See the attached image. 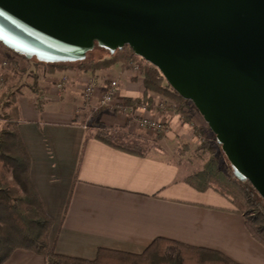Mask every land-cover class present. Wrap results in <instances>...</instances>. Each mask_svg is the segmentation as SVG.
<instances>
[{"label": "crops", "instance_id": "crops-1", "mask_svg": "<svg viewBox=\"0 0 264 264\" xmlns=\"http://www.w3.org/2000/svg\"><path fill=\"white\" fill-rule=\"evenodd\" d=\"M6 70L0 63V76L15 84L16 78ZM62 74L58 79L42 75L34 95L26 97L28 87L23 88L19 124L30 156L31 180L53 220L50 243L57 253L84 259H94L100 248L142 253L164 237L220 251L240 264H264V245L249 232L244 216L228 198L213 188L199 191L190 186L188 166L160 149L139 154L99 139L101 127L134 141L142 139V129L130 115L108 108L95 111L93 105L111 80L118 79L119 99L147 103L146 114L167 123L162 140L174 145L185 143L178 133L195 125L192 117L185 118L179 108H160L158 103L167 98L147 91L143 72L123 62L107 70L68 69ZM91 77L98 87L87 102L83 92ZM62 78L64 89L58 92ZM3 91L0 87V96ZM90 108L89 115L95 113L92 125L80 116ZM3 264L47 260L18 249Z\"/></svg>", "mask_w": 264, "mask_h": 264}, {"label": "water", "instance_id": "water-1", "mask_svg": "<svg viewBox=\"0 0 264 264\" xmlns=\"http://www.w3.org/2000/svg\"><path fill=\"white\" fill-rule=\"evenodd\" d=\"M129 45L191 100L264 199V0H0V42L29 59Z\"/></svg>", "mask_w": 264, "mask_h": 264}, {"label": "trees", "instance_id": "trees-1", "mask_svg": "<svg viewBox=\"0 0 264 264\" xmlns=\"http://www.w3.org/2000/svg\"><path fill=\"white\" fill-rule=\"evenodd\" d=\"M98 45L96 41V46ZM3 46L13 55L31 60L25 54H19ZM136 57L138 55L134 50L125 45L116 49L114 53L110 51L109 57L94 60L85 58L72 62H45L36 58L38 64L45 66L46 72L55 73L75 68L91 72L107 70L117 62L130 65ZM142 72L147 91L178 101L181 104L179 110L185 118L192 117L188 111L190 107L201 115L191 100L185 99L171 87L156 66L148 63ZM37 84L38 77L35 75L32 87L36 89ZM22 88L21 85H14L0 96V264L7 261L18 249L44 256L47 264H240L220 251L164 237L156 238L142 253L100 248L94 259L57 253L50 243L53 220L46 212L31 180L30 156L19 131V124L22 121L20 108ZM102 128L97 132L98 138L102 141L119 145L135 153H143L136 145H125L120 138L122 134H115ZM209 130L213 141H205L199 147L205 150L209 157L200 169L187 176L186 182L199 191L213 188L228 198L235 210L244 216L249 232L264 245V199L249 180L242 181L235 176L222 145L218 143L212 130L210 128ZM196 131H200L201 136L206 133L201 126H198Z\"/></svg>", "mask_w": 264, "mask_h": 264}, {"label": "rangeland", "instance_id": "rangeland-1", "mask_svg": "<svg viewBox=\"0 0 264 264\" xmlns=\"http://www.w3.org/2000/svg\"><path fill=\"white\" fill-rule=\"evenodd\" d=\"M3 45L2 43H0V63L2 65V68L9 69V70H6L5 73L10 74L11 76H13V78H16V80L14 84V80H12V82H9L8 79L6 80V77L4 76V74L1 75L0 76L1 89L5 91L8 88L13 87L14 85H21L23 86V88L28 87L25 89V93H24L26 97L34 95V91H37L39 88L40 77L44 74H48V72H46L45 70V66L43 64H38L37 63L38 60L36 57L31 58V60H25L18 56H15L11 52L7 51ZM1 49L3 52L1 51ZM1 52L5 54V57L2 55L4 58H1V54H2ZM109 56H110L109 49L102 48L100 47V45H98L94 47V49L88 51L86 59L94 60V59H100V58L109 57ZM5 62L6 64H4ZM147 62L148 61L138 56L134 58V60L131 61L130 67H132L135 70L134 66L138 64L140 66V69L135 70V71L140 72L144 70L145 66L148 63H150V62L148 63ZM75 69H78V68H75ZM63 72L57 71L55 72L56 75L49 73L51 75L49 77H55L56 79H58L63 76L62 74ZM108 73L109 74L114 73V71H108ZM35 75H37L38 77V84H37L36 89L32 87L35 82ZM63 80L64 78L60 79V81H63ZM60 81H58V83ZM46 82L47 84H50V85L52 84L51 81H46ZM29 87L31 89H29ZM166 98H165L166 99L165 101L161 102V103H164V106L165 105L167 106L165 109H168L170 107H173V108L181 107V104L178 101L174 99H170L169 97H166ZM124 102H127V101L124 100ZM161 103H158V105L160 108L164 109V106H161ZM91 111H93V109L90 108L89 110H85L83 114H80L81 121L85 122L88 125H92L96 123L94 119L95 113H93L94 115L93 114L89 115V112ZM188 111L191 112L190 114H192V121L194 120L193 124L195 125H192L193 127L189 125L186 131L182 133L181 132L178 133V136L184 137L185 143L184 141L180 143L178 142L177 144H175L177 147L172 143L162 140V137L160 136V135H163L165 132H167L168 130L167 125H166L167 127L166 131L156 132L152 129L141 127L137 121H135L136 125H138L140 129H142V131L139 132L140 133L139 135L142 139L137 138L139 140L134 141L132 140V138L129 139L121 135L120 137L121 141L125 142V145L126 144L136 145V147L140 148L142 152L157 151L158 149H160L162 152L168 154L173 160L181 162V164L183 165H187L189 172H194L195 170L200 169L203 166L204 162L209 157V154L205 150L199 148L200 145H202V143L205 141L212 142L213 136L209 130L210 127L208 126V123L205 121V119L201 115L196 113L192 107H190ZM151 117L156 118L154 116H151ZM156 119H159V118H156ZM165 124L167 123L165 122ZM198 126H201L205 130L206 133L204 136L200 135V131L199 132L196 131ZM113 133L119 134V135L122 134L121 132H113ZM117 142L120 143L119 141Z\"/></svg>", "mask_w": 264, "mask_h": 264}, {"label": "built area", "instance_id": "built-area-1", "mask_svg": "<svg viewBox=\"0 0 264 264\" xmlns=\"http://www.w3.org/2000/svg\"><path fill=\"white\" fill-rule=\"evenodd\" d=\"M6 64V62L4 63ZM135 70L140 69V66L136 64L134 66ZM65 84V78L63 81H60L57 84V88L59 92L63 91ZM98 87V81L95 77L89 78L85 87L83 96L87 102H91L95 96L96 89ZM161 106H164V103H161ZM167 106H164V109ZM100 108H108L113 113L115 112H123L127 115L132 116L135 121L143 128L152 129L156 132L166 131L167 127L163 120L153 118L146 114L149 110V105L144 102L133 101L130 103L124 102V100L119 99V81L118 79L111 80L109 86L101 95L98 102L93 105V109L95 111Z\"/></svg>", "mask_w": 264, "mask_h": 264}]
</instances>
